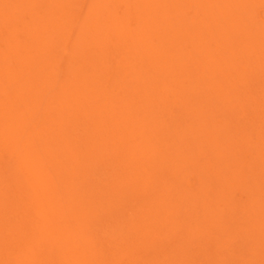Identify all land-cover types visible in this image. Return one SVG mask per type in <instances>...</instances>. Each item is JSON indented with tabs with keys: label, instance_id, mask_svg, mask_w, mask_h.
<instances>
[{
	"label": "rangeland",
	"instance_id": "374dc122",
	"mask_svg": "<svg viewBox=\"0 0 264 264\" xmlns=\"http://www.w3.org/2000/svg\"><path fill=\"white\" fill-rule=\"evenodd\" d=\"M206 1L0 0V264H264V189L243 190L264 181V0Z\"/></svg>",
	"mask_w": 264,
	"mask_h": 264
},
{
	"label": "bare ground",
	"instance_id": "6f19581e",
	"mask_svg": "<svg viewBox=\"0 0 264 264\" xmlns=\"http://www.w3.org/2000/svg\"><path fill=\"white\" fill-rule=\"evenodd\" d=\"M4 1V0H3ZM68 1V0H67ZM70 1V0H69ZM112 1H115V0H112ZM178 1V0H177ZM207 1H209V0H207ZM206 1V3H208ZM214 1V0H213ZM223 1V0H222ZM228 1V0H227ZM241 0H234V2H236V4L237 5H239V9L237 10L238 12H239V14L240 15H244V14H246L247 13V11L245 10V7H244V4L243 3H247L246 5H249V3L248 2H250V1H253V0H244L245 2H240ZM246 1H248V2H246ZM12 2H13V0H12ZM108 2V1H107ZM215 2V1H214ZM213 2V3H214ZM231 2H233L232 0H231ZM240 2V3H239ZM6 3V2H5ZM75 3V2H74ZM105 3V2H104ZM210 3V2H209ZM219 4H220V9L219 10H221L224 6H221V2L219 1L218 2ZM239 3V4H238ZM100 4H101V2H100ZM108 4V3H107ZM110 4V3H109ZM143 4V3H142ZM177 4V3H176ZM215 4H217V3H215ZM224 4H226V3H224ZM223 4V5H224ZM227 4H231V3H227ZM4 5V4H3ZM72 5H73V3H72ZM104 5V4H103ZM175 5V4H174ZM243 5V6H242ZM5 6V5H4ZM7 6V5H6ZM70 6V5H69ZM211 6V5H210ZM210 6H208V7H210ZM228 7H230L229 5H227ZM232 6V5H231ZM58 7V6H57ZM102 7V6H101ZM133 7H134V5H133ZM144 7V6H143ZM173 7V6H172ZM207 7V8H208ZM214 7H216L215 9H218V6H214ZM222 7V8H221ZM235 7V6H234ZM13 8V7H12ZM225 8H227V7H225ZM1 9V8H0ZM27 9V8H26ZM136 9V8H135ZM163 9V8H162ZM178 9V8H177ZM214 9V8H213ZM232 9V8H231ZM145 10H147V9H145ZM175 10V9H174ZM201 10V9H200ZM210 10V9H209ZM228 10H229V8H228ZM16 11H17V9H16ZM109 11V10H108ZM135 11V10H134ZM233 11H234V9L231 11L232 13H233ZM237 11H235L234 12V14L237 12ZM0 12H2L1 10H0ZM9 12V11H8ZM138 12V11H137ZM223 12V11H222ZM227 12V11H226ZM16 13V12H15ZM26 13V12H25ZM51 13V12H50ZM93 13V12H92ZM109 13V12H108ZM227 13H229V12H227ZM18 14V13H17ZM94 14V13H93ZM97 14V13H96ZM146 14V13H145ZM212 14V13H211ZM234 14H232V15H234ZM58 15V14H57ZM98 15V14H97ZM209 15V14H208ZM220 15V14H219ZM231 15V16H232ZM237 15V14H236ZM26 16V15H25ZM60 16V15H59ZM140 16V15H139ZM205 17H206V15H204ZM203 16V17H204ZM209 16H211V15H209ZM215 15L213 14V17H214ZM217 16V15H216ZM222 16V14L220 15V17ZM224 16V15H223ZM248 16V15H247ZM9 17V16H8ZM20 17V16H19ZM143 17V16H142ZM141 17V18H142ZM163 17V16H162ZM240 17V16H239ZM15 18H16V16H15ZM35 18V17H34ZM103 18V17H102ZM138 18V17H137ZM217 18V17H216ZM10 19V18H9ZM8 19V20H9ZM36 19V18H35ZM38 19V18H37ZM36 19V20H37ZM58 19V18H57ZM60 20H58V21H60L61 23H63L62 22V19L61 18H59ZM87 19V18H86ZM94 19H96V18H94ZM98 19V18H97ZM204 19V18H203ZM239 19V18H238ZM7 20V21H8ZM14 20V19H13ZM40 20V19H39ZM66 20H67V18H66ZM80 20V19H79ZM136 20V19H135ZM217 20V19H216ZM11 21V20H10ZM38 21V20H37ZM74 21V20H73ZM226 21V20H225ZM1 22H2V19H1ZM121 22V21H120ZM205 22V21H204ZM214 22V21H213ZM40 23V22H39ZM84 23H85V20H84ZM87 23V22H86ZM114 23V22H113ZM141 23V22H140ZM209 23V22H208ZM220 23H221V21H220ZM20 24V23H19ZM89 24V23H88ZM214 24V23H213ZM219 24V23H218ZM236 24V23H235ZM34 25V24H33ZM40 25V24H39ZM91 25V24H90ZM102 25V24H101ZM214 25H217V24H214ZM6 26V25H5ZM24 26V25H23ZM37 26V25H36ZM83 26H85L84 24H83ZM95 26V25H94ZM41 27V26H40ZM224 27V26H223ZM244 27H246V26H244ZM52 28V27H51ZM101 28V27H100ZM6 29V28H5ZM41 29H42V27H41ZM60 29V28H59ZM65 30H66V28H65ZM85 30V29H84ZM144 30V29H143ZM237 30V29H236ZM239 30V29H238ZM5 31V30H4ZM44 31V30H43ZM46 31V30H45ZM119 31V30H118ZM93 32V31H92ZM222 32V31H221ZM235 32H237V31H235ZM263 32V31H262ZM35 33V32H34ZM112 33V32H111ZM121 33V32H120ZM124 33H126V32H124ZM123 33V34H124ZM67 34V33H66ZM72 34V33H71ZM100 34V33H99ZM122 34V33H121ZM189 34H190V32H189ZM235 34V33H234ZM234 34H232V35H234ZM53 35V34H52ZM74 35V34H73ZM73 35H72V37H73ZM191 35V34H190ZM210 35V34H209ZM231 35V36H232ZM75 36V35H74ZM236 36V35H235ZM51 37V36H50ZM49 37V38H50ZM83 37V36H82ZM79 38V37H78ZM215 38V37H214ZM71 39V38H70ZM76 39V38H75ZM146 39V38H145ZM234 39V38H233ZM78 40H80V38L78 39ZM192 40V39H191ZM5 41V40H4ZM8 41V40H7ZM69 41V40H68ZM1 42H2V40H1ZM12 42V41H11ZM147 42V41H146ZM231 42V41H230ZM4 43V42H3ZM5 44V43H4ZM10 44V43H9ZM138 43H136V45H137ZM242 44V43H241ZM7 45V44H6ZM12 45V44H11ZM24 45V44H23ZM86 45V44H85ZM94 45H95V43H94ZM135 45V44H134ZM140 45V44H139ZM201 45V44H200ZM13 46V45H12ZM11 46V47H12ZM89 46H90V44H89ZM91 46H92V44H91ZM14 47V46H13ZM86 47V46H85ZM194 47V46H193ZM227 48V47H226ZM230 48V47H229ZM238 48V47H237ZM23 49V48H22ZM101 49H103V48H101ZM108 49V48H107ZM228 49V48H227ZM232 49V48H231ZM252 49V48H251ZM1 50V49H0ZM4 50V49H3ZM96 50V49H95ZM109 50V49H108ZM113 50H115V52L117 51L116 49H113ZM140 50V49H139ZM229 50V49H228ZM8 51V50H7ZM13 51H14V49H13ZM20 51V50H19ZM98 51H99V49H98ZM110 51V50H109ZM114 52V51H113ZM240 52V51H239ZM2 53V52H1ZM0 53V54H1ZM4 53V52H3ZM10 53V52H9ZM8 53V54H9ZM14 53H16L15 51H14ZM85 53V52H84ZM89 53V52H88ZM98 53H100V52H98ZM102 53H104V51L102 52ZM111 53V52H110ZM146 53V52H145ZM232 53V52H231ZM250 53H252V52H250ZM80 54V53H79ZM83 54V53H82ZM109 53H107V55H108ZM141 54V53H140ZM151 54V53H150ZM243 54V53H242ZM244 54H247V52L246 53H244ZM253 54V53H252ZM255 54V53H254ZM4 55H5V53H4ZM114 55V54H113ZM236 55V54H235ZM10 56H12V55H10ZM86 56V55H85ZM141 56V55H140ZM164 56V55H163ZM9 57V56H8ZM79 57H80V55H79ZM107 57V56H106ZM147 57V56H146ZM152 57V56H151ZM241 57V56H240ZM1 58V57H0ZM4 58V57H3ZM21 58V57H20ZM81 58V57H80ZM139 58V57H138ZM149 57H147V59H148ZM154 58V57H153ZM9 59V58H8ZM74 59V58H73ZM105 59V58H104ZM146 59V60H147ZM1 60V59H0ZM13 60V59H12ZM41 60V59H40ZM75 60V59H74ZM109 60V59H108ZM155 60V59H154ZM154 60H152V61H154ZM2 62H3V60H1ZM86 61H92V58L90 59V60H87L86 59ZM94 61V60H93ZM105 61H106V59H105ZM163 61V60H162ZM7 62V61H6ZM75 62V61H74ZM96 62V61H95ZM106 62H109V61H106ZM151 62V61H150ZM237 62H238V60H237ZM8 63V62H7ZM39 63V62H38ZM105 63V62H104ZM233 63V62H232ZM45 64V63H44ZM47 64V63H46ZM89 64V63H88ZM102 64V63H101ZM109 64V63H108ZM135 64V63H134ZM148 64V63H147ZM0 65H4V64H0ZM41 65V64H40ZM48 65V64H47ZM93 65V64H92ZM107 65V64H106ZM153 65V64H152ZM6 66V65H5ZM43 66H45V65H43ZM49 66V65H48ZM55 66V65H54ZM73 66H75V65H73ZM87 66V65H86ZM102 66V65H101ZM100 66V67H101ZM163 66V65H162ZM162 66H161V68H159L160 70L162 69ZM223 66V65H222ZM2 67H4V66H1V68L0 69H2ZM8 67V66H7ZM6 67V68H7ZM12 67V66H11ZM97 67H99L98 65H97ZM99 67V68H100ZM106 67V66H105ZM104 67V68H105ZM171 67V66H170ZM215 67V68H214ZM239 66H237V65H235V68H238ZM41 68V67H40ZM86 68H88V67H86ZM89 68H91V67H89ZM93 68V67H92ZM127 68V67H126ZM164 68L165 67H163V69L162 70H164ZM212 68V67H211ZM211 68H209V69H207V70H210ZM213 68H214V70H219V68H220V66L219 65H216V63H215V65L213 66ZM260 67H258V69H259ZM170 69V68H169ZM169 69H168V71H169ZM3 71H5V68L4 69H2ZM27 71H28V69H26ZM82 70V69H81ZM85 70V69H84ZM171 70V69H170ZM180 70H182V71H180ZM180 72L178 71V74L179 75H182L183 74V72H184V70H185V68L184 69H182V68H180ZM3 71H0V73L1 72H3ZM8 71V70H7ZM41 71V70H40ZM67 71V70H66ZM96 71V70H95ZM110 71V70H109ZM148 71V73H149V70H147ZM155 71V70H154ZM201 71H202V69H201ZM200 70H198V68L197 67H195V66H193V69H192V73H190L191 74V76H188V71L186 70L185 71V73H184V75H187V76H184V77H187V78H192V81L194 82V83H199V81H203V79L201 78V75H203V73H204V71L203 72H201ZM233 71V70H232ZM237 71V70H236ZM130 72V71H129ZM166 72V71H165ZM201 72V75L199 74ZM6 73V72H5ZM8 73V72H7ZM6 73V75H8ZM70 73V72H69ZM162 73V72H161ZM259 73V72H258ZM10 74H12V73H10ZM6 75H5V77H6ZM104 75V74H103ZM163 75V74H162ZM170 75H175V76H177L176 75V73H172V74H170ZM76 76V75H75ZM139 76V75H138ZM153 76V75H152ZM175 76H171V77H175ZM212 76H214V72H212ZM117 77V76H116ZM121 77V76H120ZM135 77H137V75L135 76ZM146 77V76H145ZM125 78V77H124ZM143 78V77H142ZM152 78H156V77H152ZM5 79V78H4ZM7 79V78H6ZM9 79L11 80V77H10V75H9ZM85 79V78H84ZM86 79H88V78H86ZM101 79V78H100ZM103 79V78H102ZM101 79V80H102ZM122 79V78H121ZM14 80V79H13ZM13 80H12V82H13ZM20 80V79H19ZM105 80V79H104ZM170 80V79H169ZM5 81V80H4ZM91 81V80H90ZM123 81V80H122ZM142 81V80H141ZM173 81H174V79H173ZM17 82V81H16ZM115 82V81H114ZM3 83H5V82H3ZM126 83V82H125ZM145 84V83H144ZM2 85V84H1ZM10 85V84H9ZM31 85V84H30ZM13 86V85H12ZM29 86V85H28ZM102 86V85H101ZM146 86H147V84H146ZM117 87V86H116ZM4 88V87H3ZM29 88V87H28ZM45 88V87H44ZM78 88V87H77ZM143 88H145V86L143 87ZM1 89V88H0ZM17 89H21V88H17ZM24 89V88H23ZM27 89V88H26ZM138 89V88H137ZM147 89H148V87H147ZM30 90V89H29ZM36 90V89H35ZM133 90V89H132ZM150 90H151V88H150ZM228 90H229V88H228ZM18 91H21L20 93L21 94H23L22 93V89L21 90H18ZM28 91V90H27ZM32 91V90H31ZM65 91V90H64ZM124 91V90H123ZM13 93H16L15 92V90L14 91H12ZM136 92V91H135ZM51 93V92H50ZM74 93V92H73ZM86 93V92H85ZM0 94H1V91H0ZM58 94V93H57ZM88 94V93H87ZM137 94H139V93H137ZM172 94V93H171ZM125 95V94H124ZM187 95V94H186ZM3 96V98H4V95H2ZM6 96V95H5ZM15 96V95H14ZM17 96V95H16ZM16 96H15V98H16ZM134 96H136L135 94H134ZM182 97L184 96L183 94L181 95ZM20 96H18V98H19ZM100 97H101V95H100ZM104 97V96H103ZM118 97V96H117ZM132 97V96H131ZM8 98H10V96H8ZM12 98V97H11ZM135 98V97H134ZM109 99V98H108ZM139 99V98H138ZM3 100V99H2ZM6 100H8L7 98H6ZM11 100V99H10ZM13 100V99H12ZM44 100V99H43ZM140 100V99H139ZM58 101V100H57ZM138 101V100H137ZM1 102V101H0ZM10 102V101H9ZM14 102V101H13ZM25 103V102H24ZM83 103V102H82ZM86 103V102H85ZM186 103V102H185ZM3 104H5V103H3ZM22 104V103H21ZM42 104V103H41ZM84 104V103H83ZM128 104H130V103H128ZM250 104V103H249ZM6 105V104H5ZM43 105V104H42ZM245 105H247V104H245ZM16 106V105H15ZM82 106V105H81ZM0 107H2V106H0ZM6 107H7V105H6ZM10 107V106H9ZM18 107V106H17ZM49 107V106H48ZM59 107H60V105H59ZM85 108H86V106H84ZM84 107H82V108H84ZM133 107V106H132ZM4 108V107H3ZM2 108V109H3ZM1 109V108H0ZM1 109V110H2ZM11 109H13V108H11ZM15 109V108H14ZM56 109V108H55ZM88 109V108H87ZM4 110V109H3ZM16 110V109H15ZM20 110V108L17 110V112ZM46 110H48V109H46ZM234 110V109H233ZM250 110V109H249ZM60 112H61V110H59ZM94 111V110H93ZM123 111V110H122ZM235 111V110H234ZM2 112V111H1ZM9 112V111H8ZM140 112V111H139ZM153 112V111H152ZM228 112V111H227ZM13 113H14V111H13ZM18 113H20V112H18ZM102 113H104V112H102ZM154 113V112H153ZM238 113V112H237ZM8 114V113H7ZM63 114V113H62ZM154 114H156V113H154ZM224 114H226V113H224ZM236 114V113H235ZM251 114V113H250ZM86 115V114H85ZM90 115V114H89ZM97 115V114H96ZM111 115V114H110ZM116 115V114H115ZM138 115H139V113H138ZM9 115H7V117H8ZM39 116V115H38ZM92 116V115H91ZM90 116V117H91ZM99 116V115H98ZM108 116V115H107ZM131 116V115H130ZM135 116H137V114L135 115ZM146 116V115H145ZM227 116H230V115H228L227 114ZM11 117V116H10ZM77 117V116H76ZM82 117V116H81ZM85 118H86V116H84ZM89 117V118H90ZM93 117V116H92ZM138 117V116H137ZM233 116H230V119L232 118ZM9 118V117H8ZM8 118H7V120H8ZM243 118H246L245 116H241L240 117V114H237L236 115V118L235 119H237V120H239V121H236V120H234V121H236V122H239L240 124H242L243 122H241L242 120H243ZM12 119V118H11ZM70 119V118H69ZM98 119V118H97ZM105 119V118H104ZM228 119V118H227ZM75 120H76V118H75ZM70 121V120H69ZM102 121V120H101ZM104 121V120H103ZM102 121V122H103ZM228 121V120H227ZM93 122V121H92ZM146 122V121H145ZM228 122H231V123H233V120L232 121H228ZM7 123V122H6ZM32 123V122H31ZM132 123V122H131ZM2 124V123H1ZM12 124V123H11ZM34 124V123H33ZM121 124V123H120ZM157 124V123H156ZM235 124H238V123H234V125ZM239 124V125H240ZM3 125H5V124H3ZM19 125V124H18ZM48 125V124H47ZM65 125V124H64ZM63 125V126H64ZM68 125V124H67ZM79 125V124H78ZM106 125H107V123L105 124V127H106ZM142 125H144V123H142ZM168 125V124H167ZM230 126H231V124H229ZM263 125H264V123H263ZM8 126H10L9 124H8ZM69 126V125H68ZM71 126H73V125H71ZM102 126V125H101ZM115 126H116V124H115ZM119 126V125H118ZM121 126V125H120ZM119 126V127H120ZM145 126V125H144ZM169 126V125H168ZM252 126V124L249 126V127H251ZM3 127V126H2ZM6 127V126H5ZM65 127H67V126H65ZM90 127V126H89ZM93 127V126H92ZM102 127H104V126H102ZM105 127H104V129H105ZM112 127V126H111ZM142 127V126H141ZM140 127V128H141ZM62 128V127H61ZM60 128V129H61ZM69 128V127H68ZM74 128V127H73ZM97 128V127H96ZM124 128V127H123ZM143 128V127H142ZM170 128V127H169ZM108 129V128H107ZM106 129V130H107ZM144 129V128H143ZM151 129V128H150ZM254 129V128H253ZM256 129V128H255ZM0 130H2V129H0ZM3 130H5V128L3 129ZM7 130V129H6ZM5 130V131H6ZM11 130V129H10ZM72 130V129H71ZM77 130V129H76ZM101 130H102V128H101ZM121 130V129H120ZM124 130V129H123ZM128 130V129H127ZM65 131V130H64ZM70 131V130H69ZM103 131V130H102ZM119 131V130H118ZM133 131V130H132ZM140 131H142V130H140ZM152 131V130H151ZM150 131V132H151ZM166 131V130H165ZM3 132V131H2ZM15 132H17V130L15 131ZM62 132V131H61ZM66 132V131H65ZM93 132V131H92ZM96 132V131H95ZM108 132H110L109 130H108ZM107 132V133H108ZM116 132V131H115ZM150 132H148L149 133V135L148 134H145V135H147V136H143V135H141L140 136V148H141V151H140V153L141 154H143V153H146L147 151H149V148H144V142L146 141V140H150V138H154L155 136L153 135V133H152V135H151V137H150ZM153 132H154V130H153ZM258 132H260L258 135H264V128L262 129V130H259ZM72 133V132H71ZM104 133V132H103ZM118 133V132H117ZM144 133V132H143ZM155 133H158V132H155ZM241 134H242V136L244 137L245 136V133L242 131V132H240ZM5 134V133H4ZM70 134V133H69ZM106 134V133H105ZM110 134V133H109ZM118 134H120V131H119V133ZM117 134V135H118ZM142 134V133H141ZM210 134H213V135H210ZM237 134V133H236ZM6 135V134H5ZM160 135H161V133H160ZM216 135H219V131H216L215 129H214V127H212V129L209 131V136H208V141H209V145H211L210 147H209V150L210 151H208V152H206V153H204L202 156H203V158L206 160V161H209L210 160V158L212 157V152L213 151H215L216 150V147H217V145H218V142L216 143ZM239 135V134H238ZM71 136V135H70ZM112 136V135H111ZM110 136V137H111ZM119 136V135H118ZM153 136V137H152ZM157 136V135H156ZM226 136V135H225ZM69 137V136H68ZM72 137H70L69 139H71ZM136 139H135V141H137L138 140V133H137V135H136V137H135ZM163 138V137H162ZM227 138V137H226ZM230 137H228V139H229ZM3 139V138H2ZM67 139V138H66ZM93 139V138H92ZM105 139V138H104ZM244 139V138H243ZM89 140V139H88ZM163 140H164V138H163ZM163 140H162V142H163ZM3 141V140H2ZM90 141H92V140H90ZM97 141V140H96ZM108 141V140H107ZM114 141V140H113ZM243 141V140H242ZM246 141V140H245ZM93 142V141H92ZM14 143H15V139H14ZM41 143V142H40ZM59 143V142H58ZM65 143V142H64ZM69 143V142H68ZM95 143V142H94ZM113 143V142H112ZM130 143V142H129ZM177 143V142H176ZM192 143H194V142H192ZM213 143H216L215 145L213 144ZM241 143V142H240ZM49 144H52V143H49ZM85 144H86V140H85ZM96 144V143H95ZM94 144V145H95ZM123 144V143H122ZM163 145H165L164 144V142L162 143ZM214 146H213V145ZM243 144H244V141H243ZM242 144V145H243ZM246 145L245 146H247L248 147V145H247V143H245ZM72 145V144H71ZM89 145H90V143H89ZM114 145H115V143H114ZM124 145V144H123ZM161 145V144H160ZM186 145V144H185ZM223 145H225L224 143H223ZM241 145V146H242ZM117 146V145H116ZM130 146H134L135 147V149H136V145H134V142L132 141V144L130 145ZM177 146V145H176ZM175 146V147H176ZM194 146H195V144H194ZM19 147V146H18ZM70 147V146H69ZM93 147V146H92ZM97 146H94V148H96ZM102 147V146H101ZM129 147V146H128ZM133 147V148H134ZM162 147V146H161ZM166 147L168 148V145L166 144ZM186 147H187V151L185 152V150H184V153L185 154H187V152H188V150H190V148H188V145H186ZM186 147H184V148H186ZM190 147H191V145H190ZM202 147H203V145H202ZM115 148V147H114ZM180 148V147H179ZM221 148H223V147H221ZM229 148H230V146H229ZM12 149V148H11ZM15 150L14 151H16L17 150V147L16 148H14ZM22 149V148H21ZM91 149V148H90ZM100 149V148H99ZM182 149V148H181ZM236 149H237V147H236ZM76 150H77V148H76ZM92 150V149H91ZM94 150V149H93ZM107 150V149H106ZM168 150V149H167ZM180 150V149H179ZM238 150H240V152H241V149H238ZM18 151H19V149L17 150V153H18ZM23 151V150H22ZM83 151V150H82ZM88 151V150H87ZM101 151H103V150H101ZM109 151H110V149H109ZM134 151V150H133ZM137 151V150H136ZM153 151V150H152ZM191 151V150H190ZM217 151V150H216ZM225 151V150H224ZM228 151V149H226V151L225 152H227ZM86 152V151H85ZM84 152V153H85ZM154 152V151H153ZM193 152H195L196 153V151H193ZM239 152V154H241ZM244 149H243V151H242V154L241 155H243V158H244V162H241V166L243 165V166H245V156H244ZM16 153V152H15ZM14 153V154H15ZM77 153V152H76ZM100 154H101V152H99ZM111 153V152H110ZM190 153V152H189ZM188 153V154H189ZM192 153V152H191ZM125 154V153H124ZM153 154V153H152ZM184 154V155H185ZM222 154V153H221ZM238 154V153H237ZM84 155V154H83ZM94 155H96L97 156V154H94ZM103 155V154H102ZM105 155V154H104ZM163 155V154H162ZM216 155V154H215ZM215 155H213V156H215ZM218 156L220 155V153L219 154H217ZM217 155H216V157H217ZM225 155H226V158H227V156H229V158H227V159H231L230 158V155H227L226 153H225ZM225 155H224V157H225ZM85 156V155H84ZM91 156V155H90ZM95 156V157H96ZM149 156V155H148ZM187 156V155H186ZM190 156V155H189ZM193 156V158L191 159L190 157H192ZM4 157V156H3ZM28 157V156H27ZM58 157V156H57ZM102 157V156H101ZM109 157H110V155H109ZM190 157H188L189 158V160L187 159H185V158H187V157H184V159H183V161H182V164H184V165H189V164H191V167H192V169H194L195 167L194 166H196V157L193 155V153H192V155L190 156ZM220 157V156H219ZM233 157V156H232ZM235 157H237V156H235ZM264 157V156H263ZM83 158V157H82ZM98 158V157H97ZM105 158H106V155H105ZM147 158V157H146ZM225 158V159H226ZM242 158V159H243ZM19 159V158H18ZM85 159V158H84ZM211 159H213V158H211ZM221 159V158H220ZM222 159H223V157H222ZM233 159V158H232ZM6 160H7V158H6ZM101 160V159H100ZM99 160V161H100ZM137 160V159H136ZM12 161V160H11ZM26 161H28L27 159H26ZM92 161V160H91ZM131 161V160H130ZM158 161V160H157ZM161 161V160H160ZM173 161V160H172ZM223 161V160H222ZM236 161V160H235ZM95 162V161H94ZM129 162V161H128ZM224 162H225V160H224ZM23 163V162H22ZM28 163V162H27ZM88 163V162H87ZM174 163V162H173ZM1 164V163H0ZM11 164V163H10ZM91 164V163H90ZM157 164V163H156ZM174 164H176V163H174ZM240 164V163H239ZM251 163H248L247 165H250ZM254 164V168L256 169L257 167H259L258 166V163L257 162H255V163H253ZM264 164V163H263ZM12 165V164H11ZM86 165V164H85ZM136 165V164H135ZM99 166V165H98ZM137 166V165H136ZM176 166H178V163H177V165H173V167H176ZM125 167V166H124ZM171 167V166H170ZM172 167V168H173ZM5 168V167H4ZM190 168V167H189ZM46 169V168H45ZM183 169V168H182ZM185 170V169H184ZM6 171V170H5ZM129 171V170H128ZM137 171V170H136ZM3 172V171H2ZM132 172V171H131ZM178 172V174H180V169L177 171ZM176 173V172H175ZM197 174V173H196ZM131 175V174H130ZM198 176H200L199 174H197ZM122 177H123V175H121ZM164 176V175H163ZM180 176H181V174H180ZM79 177V176H78ZM124 178V177H123ZM126 178V177H125ZM182 178H184V176L182 177ZM201 178V177H200ZM199 177H197V179H198V182H202V180L200 179ZM2 179V178H1ZM0 179V180H1ZM78 179V178H77ZM119 179H120V177H119ZM144 179V178H143ZM194 179V178H193ZM84 180V179H83ZM127 180V179H126ZM163 180H165V179H163ZM162 180V181H163ZM258 180V181H257ZM79 181V180H78ZM132 181V180H131ZM165 182V181H164ZM260 182V179L259 178H255L254 179V175H250V179L247 181V184H246V186L243 188V190L245 191V192H247V190L248 189H250V194L252 193L253 194V189H252V187H254V186H256V185H258L257 186V188H258V191L259 192H263V189H264V181L263 182H261V183H259ZM81 183V182H80ZM118 183V182H117ZM162 183V182H161ZM166 183V182H165ZM196 183V182H195ZM138 184V183H137ZM167 184V183H166ZM58 185V184H57ZM21 186V185H20ZM80 186H82L81 184H80ZM127 186H129V185H127ZM177 186H179L178 187V189H180V190H178V189H176L177 190V196L180 194V191H182V190H184L183 192L184 193H186L185 191H186V189H184L183 188V186H182V184L181 185H179V183L177 184ZM181 186V187H180ZM112 187V186H111ZM132 187V186H131ZM104 187H102V189H103ZM143 188V187H142ZM164 188V187H163ZM174 188V187H173ZM177 188V187H176ZM183 188V189H182ZM41 189V188H40ZM52 189H53V187H52ZM58 189H59V187H58ZM106 189V188H105ZM125 189L127 190V188H126V186H125ZM124 189V190H125ZM138 189V188H137ZM161 189H162V187H161ZM182 189V190H181ZM28 190V189H27ZM34 190V189H33ZM42 190V189H41ZM46 190H48V189H46ZM104 190V189H103ZM110 190H111V188H110ZM123 190V191H124ZM172 190V189H171ZM175 190V191H176ZM29 191V190H28ZM38 191H40V190H38ZM58 191V190H57ZM133 191V190H132ZM169 191V190H168ZM187 191H189V190H187ZM49 192V191H48ZM107 192V191H106ZM179 192V193H178ZM256 192V191H255ZM34 193H35V191H34ZM57 193V192H56ZM102 193V192H101ZM108 193V192H107ZM110 193V192H109ZM167 193V192H166ZM175 193V192H174ZM182 193V192H181ZM188 193V192H187ZM190 194H191V198H193L194 196H196L195 195V192H192L191 193V191L189 192ZM188 193V194H189ZM25 194V193H24ZM30 194V193H29ZM54 194V193H53ZM100 194V193H99ZM103 194H106L105 192H103ZM172 194V193H171ZM188 194L187 195H184V194H181V196L182 195H184V197H182V198H180L179 196V198H176L177 196H173L174 198H176L177 200L178 199H180V200H178L179 201V203H182V201H181V199L183 200V201H191L192 199L190 198V196H189V198L188 197H186V196H188ZM251 194V195H252ZM35 195V194H34ZM57 195V194H56ZM63 195H64V193H63ZM107 195V194H106ZM126 195V194H125ZM176 195V194H175ZM194 195V196H193ZM25 196H26V194H25ZM65 196V195H64ZM98 196V195H97ZM98 197H100V196H98ZM163 197V196H162ZM165 197V196H164ZM168 196L166 195V198H167ZM30 198H31V196H30ZM45 198H47V197H45ZM50 198V197H49ZM174 198H173V200H174ZM28 200H29V197L27 198ZM33 199V198H32ZM41 199V198H40ZM99 199V198H98ZM249 199V198H248ZM1 200V199H0ZM51 200H52V198H51ZM103 200H105L104 198H103ZM168 200V199H167ZM170 201V197H169V201L171 202V206H173L174 204H172V202L173 203H175V202H177V200L176 201ZM32 201H34V200H32ZM44 201V200H43ZM101 201V200H100ZM112 201V200H111ZM181 201V202H180ZM30 202H31V200H30ZM38 202H40V201H38ZM46 202V201H45ZM44 202V203H45ZM48 202V201H47ZM104 202V201H103ZM6 203V202H5ZM42 203V202H41ZM51 203V202H50ZM162 203V202H161ZM187 202H185V204H186ZM31 204H32V202H31ZM167 204V203H166ZM169 204V203H168ZM175 204H177V203H175ZM24 205H25V203H24ZM110 205V204H109ZM187 205V204H186ZM47 206V205H46ZM81 206V205H80ZM155 206V205H154ZM177 206V205H176ZM175 205H174V207L171 209V211H174L175 210V212L174 213H176V211H177V207H176ZM25 207V206H24ZM31 207V206H30ZM157 207V206H156ZM155 207V208H156ZM160 207V209L162 208V206H159ZM169 207H170V204H169ZM32 208V207H31ZM34 208V207H33ZM32 208V209H33ZM195 208V207H194ZM100 209V208H99ZM159 209V208H158ZM196 209V208H195ZM23 210L24 209H22V213H25V212H23ZM25 210L27 211V208H25ZM45 210V209H44ZM34 211V210H33ZM55 211V210H54ZM196 211H198V210H196ZM162 212V211H161ZM200 212V211H199ZM4 213V212H3ZM2 213V214H3ZM28 213V212H27ZM26 213V214H27ZM57 213V212H56ZM263 213H264V211H263ZM25 214V215H26ZM49 214V213H48ZM173 214V213H172ZM4 215V214H3ZM2 215V216H3ZM23 215V214H22ZM28 215H29V213H28ZM30 215H31V213H30ZM50 215V214H49ZM188 215V214H187ZM191 215H193V216H195V215H197L196 214V212L195 213H193V214H191ZM264 215V214H263ZM1 216V217H2ZM23 217V216H22ZM26 219H28V217L27 216H24ZM23 217V219L25 220V218ZM30 217V216H29ZM59 217V216H58ZM89 217V216H88ZM206 217V216H205ZM263 218H264V216H262ZM17 218V217H16ZM51 218V217H50ZM196 218H197V216H196ZM2 219V218H1ZM52 219H53V217H52ZM64 219V218H63ZM185 219V218H184ZM179 220V219H178ZM181 220V219H180ZM264 220V219H263ZM2 221V220H1ZM38 221H40V220H38ZM54 221H56V220H54ZM6 222V221H5ZM18 222V221H17ZM258 222V221H257ZM3 224V223H2ZM50 224V223H49ZM34 225V227L33 228H35V226L37 225H35V224H33ZM32 224H31V226H33ZM2 226H0V228H1ZM37 228H38V226H37ZM219 228V227H218ZM64 230V229H63ZM261 230H262V228H261ZM260 230V231H261ZM67 231H69V230H67ZM71 231V230H70ZM63 232V231H62ZM66 232V231H65ZM262 232V231H261ZM43 233H45V232H43ZM263 233V232H262ZM261 233V234H262ZM37 234H39V233H37ZM36 234V235H37ZM41 235V234H40ZM35 236V235H34ZM261 237V236H260ZM264 237V236H263ZM42 239V238H41ZM47 239V238H46ZM49 240V239H48ZM48 240H47V242H48ZM123 240V239H122ZM263 241H264V239H262ZM25 242V241H24ZM42 242V241H41ZM33 243V242H32ZM44 244V243H43ZM48 245V243H45V245ZM255 244V243H254ZM257 244V243H256ZM0 245H1V243H0ZM45 245L43 246V247H45ZM253 246V245H252ZM27 247H29V245H27L26 246V248ZM51 246H49V248H50ZM25 248V249H26ZM46 248H47V246H46ZM254 248H255V246H254ZM259 248V247H258ZM22 249V248H21ZM24 249V248H23ZM48 249V248H47ZM255 249H257V248H255ZM255 249H253V250H255ZM43 250H45V249H43ZM50 250V249H49ZM55 251V250H54ZM21 252V251H20ZM23 252H25V251H23L22 250V253ZM38 252H41V251H38ZM45 252H47L46 250H45ZM49 252H51V251H49ZM60 252V251H59ZM261 252V251H260ZM35 253H36V251H35ZM27 254H28V251H27ZM32 254V253H31ZM39 254V253H38ZM42 254H44V257H45V259H46V254L45 253H42ZM50 254V253H49ZM19 255V254H18ZM46 255V256H45ZM52 255V254H51ZM24 256V255H23ZM34 255L32 254V257H33ZM55 256V254L52 256V257H54ZM2 257V256H1ZM6 257V256H5ZM36 258H38L39 256H35ZM35 257H34V260H35ZM7 258V257H6ZM18 258H20V257H18ZM31 258V257H30ZM49 258V257H48ZM55 258V257H54ZM261 259V258H260ZM14 260H16V259H13L12 261H11V259L9 260V261H11L12 262V264H13V261ZM2 261V260H1ZM6 261H7V259H6ZM5 261V263H7ZM53 261V260H52ZM55 261V260H54ZM56 262V261H55ZM62 262V261H61ZM66 262V261H65ZM4 263V262H3ZM18 263H19V261H18ZM51 263V262H50ZM49 263V264H50ZM58 262H56L55 264H57ZM8 264V263H7ZM11 264V263H10ZM31 264H33V263H31ZM38 264V263H37ZM42 264V263H41ZM46 264V263H45ZM47 264H48V262H47ZM63 264V263H62ZM255 264V263H254Z\"/></svg>",
	"mask_w": 264,
	"mask_h": 264
}]
</instances>
